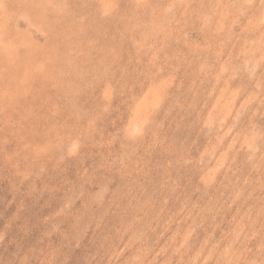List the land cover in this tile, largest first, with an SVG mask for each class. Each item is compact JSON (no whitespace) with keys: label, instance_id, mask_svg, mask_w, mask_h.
I'll list each match as a JSON object with an SVG mask.
<instances>
[{"label":"rangeland","instance_id":"374dc122","mask_svg":"<svg viewBox=\"0 0 264 264\" xmlns=\"http://www.w3.org/2000/svg\"><path fill=\"white\" fill-rule=\"evenodd\" d=\"M0 264H264V0H0Z\"/></svg>","mask_w":264,"mask_h":264}]
</instances>
